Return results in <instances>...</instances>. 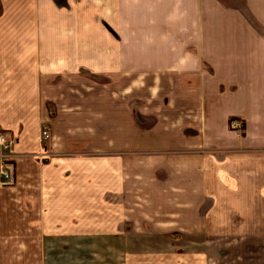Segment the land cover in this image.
I'll return each mask as SVG.
<instances>
[{"label": "crops", "instance_id": "1", "mask_svg": "<svg viewBox=\"0 0 264 264\" xmlns=\"http://www.w3.org/2000/svg\"><path fill=\"white\" fill-rule=\"evenodd\" d=\"M199 2L217 9L199 11L196 55L148 112L145 91L114 88L130 66L117 43L0 24V128L23 154L0 186V264H264V0ZM207 80L223 90L190 85ZM181 238L201 248L148 244Z\"/></svg>", "mask_w": 264, "mask_h": 264}, {"label": "rangeland", "instance_id": "2", "mask_svg": "<svg viewBox=\"0 0 264 264\" xmlns=\"http://www.w3.org/2000/svg\"><path fill=\"white\" fill-rule=\"evenodd\" d=\"M223 1L228 6H233V0ZM202 8L206 12L217 9L215 4L202 5L199 0H32L18 3L16 1L3 2L0 0V14L7 11L6 17H0V24L10 26L29 25V23H25V20H27L28 22L31 21L30 24L35 27H49L50 41H56L57 26H66L73 28L72 31H76V28L84 31L83 34H85V31L90 32L88 35L90 40L96 39L102 42L117 43L122 47L123 52L128 54L130 66L126 67L129 80L115 81L114 88L115 90H131L133 94L137 90L145 91L146 111L148 112L151 108L157 106L153 105L152 107L154 98L150 95H155L153 94L155 91L170 90L177 75L174 69L181 67L184 55L187 53L196 55V44H187V42L191 43L197 40L199 25L205 23L204 20H200L199 11ZM9 10H21L28 15L30 14L31 18L15 17L8 12ZM214 24L213 20L209 25ZM120 52L122 53V51ZM202 67L209 69L211 73L216 68V66L205 67V64ZM190 85L196 87L197 91L209 93L210 90L215 89L222 91L225 84L223 81L213 82L207 80L206 83L192 81ZM163 110L164 108L160 111L161 114H163ZM228 122L232 131L243 134V122H240L236 117H230ZM44 130L49 134L46 139H42ZM7 131L9 132V130ZM49 139V128L43 124L40 130L42 146ZM10 142L11 153L15 155L12 162L14 166L15 161L23 154L14 151L13 145L16 142L12 134ZM3 150L8 151L2 148L0 153ZM44 153L51 156L46 150L43 151ZM14 173L15 168H13ZM0 186L6 185L0 184ZM148 244L156 246V248L169 249L176 247L178 253L185 252L186 249L192 247L201 248L198 243H191L184 238L176 241ZM254 244H256L257 249H260V243H214L209 247V250L212 253L218 252L216 251L218 249H254ZM210 260L217 264L219 259L211 256Z\"/></svg>", "mask_w": 264, "mask_h": 264}, {"label": "built area", "instance_id": "3", "mask_svg": "<svg viewBox=\"0 0 264 264\" xmlns=\"http://www.w3.org/2000/svg\"><path fill=\"white\" fill-rule=\"evenodd\" d=\"M49 136L46 130L42 132V139H46ZM11 134L5 129H0V151L3 149L8 151H2L0 153V184L12 185L14 183L13 174V158L15 155L11 153Z\"/></svg>", "mask_w": 264, "mask_h": 264}]
</instances>
